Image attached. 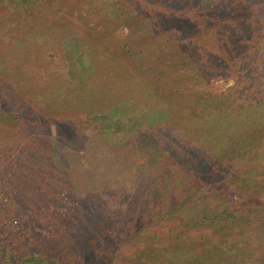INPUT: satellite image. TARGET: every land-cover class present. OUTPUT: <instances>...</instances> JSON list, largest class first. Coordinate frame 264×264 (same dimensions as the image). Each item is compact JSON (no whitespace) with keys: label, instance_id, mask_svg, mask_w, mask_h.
I'll use <instances>...</instances> for the list:
<instances>
[{"label":"rangeland","instance_id":"374dc122","mask_svg":"<svg viewBox=\"0 0 264 264\" xmlns=\"http://www.w3.org/2000/svg\"><path fill=\"white\" fill-rule=\"evenodd\" d=\"M207 1L197 0L201 4ZM145 2L146 7L141 5ZM163 2L0 0V105L16 112L19 118L16 130L26 133L20 144L27 149L28 155L42 149V155L53 161L54 169L64 171L68 180L73 179L81 201L79 207L89 220L84 223L85 233H89L87 239L94 238L92 235H96V229L105 228L101 239L105 241L101 260L106 261L113 248L119 250L116 264H131L132 260L140 258L139 252L149 251L152 246L160 250L172 246L176 239L170 234L171 229H183L180 215L171 220L165 218L162 222L159 216H150L151 196H145L146 192L143 194L140 190V185L148 184L149 180L140 170L149 168V161L141 155L137 145L138 150L133 148L135 146L129 147L131 141L128 140L139 142L135 134L141 133L144 123L153 127V132L160 129L162 126L157 124L169 119L171 114L167 103H171L175 94L185 95L189 106L190 101L203 96L228 97L234 93L231 87L235 78L213 74L211 71L214 70L209 71L208 76L202 71L204 65L199 67L200 61L190 62L194 56L192 53L199 55L201 60L203 56L210 55L209 59L216 63L217 68L222 57L227 67L236 72L238 67L234 65L235 54H232L235 46L231 45L250 38L257 44L258 41L264 42V18L255 14L249 5L246 7L244 2L239 1L242 5H237V12L231 15L224 12L213 14L211 11L202 13L201 5L195 8L199 14L189 8L180 14L163 6ZM169 3L173 7L178 6L171 0ZM96 6L103 16L99 22L94 19ZM106 11L109 18L104 15ZM135 14L141 19H149L150 34L139 36L136 33L139 27ZM91 37L103 50L92 51ZM143 41L147 51L137 61L135 52L140 51ZM27 43L30 47L24 49ZM155 46L161 49L158 58L164 65L162 69L154 67L156 57L150 58L154 57ZM51 52L55 55L50 56ZM122 62L145 76L154 89L158 88L166 96V101H155V107L146 110L129 108L130 103H127V107L119 112L108 90L110 73L105 68L113 64L116 65L115 72L119 73L120 69L123 72ZM11 65L18 71H12ZM254 77L248 76L249 83H263ZM130 79L137 78L130 76ZM259 87L248 91L247 97L253 100L264 97V86ZM246 88L249 86L244 83L240 92H246ZM141 100L143 104L148 102ZM172 104L179 105L177 98L172 99ZM104 111L114 122L119 117V125L108 128L106 119L101 116ZM256 138L248 136L242 146V161L250 167L247 175L243 169L239 170V163L223 166L227 171L211 179L212 186L206 196H219L225 204L228 202L239 211L247 210L248 205L264 203V154L259 152L264 149V137ZM123 151L122 157L120 152ZM48 177L51 180L52 177ZM203 178L207 182L210 176ZM201 180L196 179L193 184H199ZM102 181H107L110 189L102 186ZM114 204H119L126 214L135 213L127 217L122 212L121 218L126 220L120 224L117 218L106 220L105 214L110 210L107 206L113 207ZM178 230L173 231L177 233ZM150 231L154 235L158 233L159 240L154 238L151 241L148 238ZM185 231V237H191L193 242L203 235L216 241L224 234V231L208 226ZM119 232L122 236L118 235ZM231 232L233 240L240 237L243 241L264 243V217L254 221L245 217ZM90 243L89 250L91 245H95L94 241ZM114 243L120 245L119 249ZM76 254L81 264H96L89 261V258H97L96 254L89 252L84 258L81 244L76 245ZM258 257L264 259V248L258 252ZM54 259L58 258L53 251L38 258L46 263ZM59 261L62 262L61 259ZM164 264L173 262L168 260Z\"/></svg>","mask_w":264,"mask_h":264},{"label":"trees","instance_id":"16d2710c","mask_svg":"<svg viewBox=\"0 0 264 264\" xmlns=\"http://www.w3.org/2000/svg\"><path fill=\"white\" fill-rule=\"evenodd\" d=\"M162 1H164L163 6L171 7L174 12L180 14H184L188 8L195 10L201 5L202 13L224 12L227 15L237 12L235 7L242 5L240 1L246 3V7L249 5L255 14L264 18V0H256L255 3H252L254 0H209L203 4L197 0H171L178 4L174 7L169 0ZM146 3L141 5L146 7ZM99 10L97 7L94 12V19L97 22L103 17ZM196 12L200 13L195 10L194 13ZM107 14L106 11L104 15ZM137 16L138 14H135L134 17L139 27L136 33L139 36L150 34L149 19H141L142 17ZM142 44L146 42L143 41ZM28 45L23 48L29 49L30 44ZM231 46H235L232 54H235L234 65L238 67L236 72L227 67L222 57H219L218 68L216 63L213 64L209 59L210 55L203 56L204 59L201 60L199 55L192 53L194 56L191 57L190 62L200 61L199 67L203 64L202 71L208 76V72L214 70L211 71L213 74L235 78V83L231 87L234 93L228 97L203 96L190 101L189 106L185 95L175 94L171 98V103H167V109L171 114L169 119L157 124L162 126L160 129L153 132V127L144 123V127L140 129L141 133L135 134L139 142L131 138L128 140L131 141L129 147L135 146L133 148L139 149L141 155L149 161V168L139 170L149 178L146 179L148 184L140 185V190L143 194L146 192L145 196H151L152 206L148 207L151 209L150 216L152 218L159 216L162 222L165 218L171 220L176 215H180L183 224L182 230L171 229L170 234L176 239L172 246H165L166 249L164 247L161 250L153 246L149 251L144 249L138 253L140 258L132 260L131 264L135 262L164 264L168 260L173 264H264V259L258 257V252L264 248V243L243 241L240 237L233 240L234 235L231 232L233 227L239 226L245 220V217H249L251 221L264 217V203L248 205L247 210L239 211L231 207L228 202L225 204L219 196L213 195L212 198L206 196L208 188L212 186L211 179L227 171L223 166L229 164L230 167L239 163V170L243 169L244 175H247L250 167L245 166V161H242L244 158H241L244 152L243 143L248 136H253L254 139H257L256 136H259V139L264 137V97L259 100L247 97L248 91L264 86V42L258 41L257 44L251 38L241 39ZM90 47L94 53L103 50L93 37L90 40ZM141 47L140 51L135 52L137 61L141 60L142 55L147 51V46ZM160 51V47L155 46L154 57H150L151 60L156 57L154 60L156 69L164 67L161 58H158ZM50 54V56L55 55L53 52ZM121 65L125 68L123 72L120 69L119 73L115 72L116 65L110 64L105 68L110 73L108 90L119 112L123 111L120 109L127 107V103H130L129 108L146 110L155 107V101L161 99L166 101V96L160 93L158 88L154 89L145 76L137 73L136 69L126 62H122ZM10 69L18 71L12 65ZM222 71L228 73L220 74L219 72ZM18 76L22 77V74ZM130 76H135L137 79H130ZM248 76H256L254 78L263 83L251 84ZM244 83L248 84L249 89L240 92ZM146 95L149 97L144 98ZM174 98H177L179 105L172 104ZM141 99L148 102L143 104ZM107 114L108 112L105 111L101 114L107 121V127L115 128L117 123L119 125V117H116L114 122L115 120L109 119ZM18 119L14 110H6L0 105V264H81L76 254L77 244L83 246L84 258L89 252L96 254L97 258H89L90 262L116 264L119 250L113 248L110 257L106 261L101 260V252L105 244L101 239L105 228L96 229L94 231L96 235H92L94 238L87 239L89 233H85L84 223L88 217L79 207L81 201L73 179L68 180L64 171L54 169L53 161L42 155V149L28 155L27 149L20 144L21 138L24 139L26 133L16 130L19 126ZM259 152L264 154V149ZM124 153L125 151L120 152V156L123 157ZM48 176L52 177L51 180ZM207 176H210V179L206 182L203 177ZM200 178L202 180L199 184H193ZM49 184H53L54 187ZM101 185L110 189L107 181H102ZM133 203L134 200L131 201V204ZM118 205L107 206L110 210L105 214L106 220L110 218L112 221L117 218L119 224L126 220L124 216V219L121 218V213L125 211H121ZM134 213L135 211L128 214L125 212L127 217ZM202 226L214 227L215 230L224 231V234L216 241L211 238L206 239L204 235L197 242L191 241V237H185L186 229ZM173 230L178 231L174 233ZM118 235L121 233L119 232ZM148 238L152 241L154 238L159 240L160 237L158 233L154 235L150 231ZM186 238L189 240L187 241ZM92 241L95 245H91L89 250ZM114 246L119 249L120 245L114 243ZM48 251H53L58 259L48 263L39 261L38 258Z\"/></svg>","mask_w":264,"mask_h":264}]
</instances>
